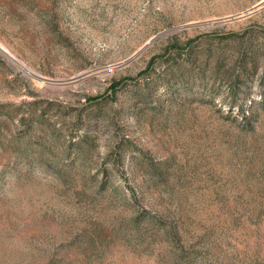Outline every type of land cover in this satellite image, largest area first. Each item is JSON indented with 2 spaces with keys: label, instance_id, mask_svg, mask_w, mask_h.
Here are the masks:
<instances>
[{
  "label": "rangeland",
  "instance_id": "obj_1",
  "mask_svg": "<svg viewBox=\"0 0 264 264\" xmlns=\"http://www.w3.org/2000/svg\"><path fill=\"white\" fill-rule=\"evenodd\" d=\"M0 44V264H264V0H0Z\"/></svg>",
  "mask_w": 264,
  "mask_h": 264
},
{
  "label": "bare ground",
  "instance_id": "obj_2",
  "mask_svg": "<svg viewBox=\"0 0 264 264\" xmlns=\"http://www.w3.org/2000/svg\"><path fill=\"white\" fill-rule=\"evenodd\" d=\"M0 51L3 53V54H5L6 56H11L12 54L6 49V48H4V46H2L1 44H0ZM12 57H13V55H12ZM19 65V64H18ZM21 67V66H20ZM22 68H24V67H22Z\"/></svg>",
  "mask_w": 264,
  "mask_h": 264
},
{
  "label": "trees",
  "instance_id": "obj_3",
  "mask_svg": "<svg viewBox=\"0 0 264 264\" xmlns=\"http://www.w3.org/2000/svg\"><path fill=\"white\" fill-rule=\"evenodd\" d=\"M175 49H178L177 46L175 47ZM178 51V50H177ZM153 63V62H152Z\"/></svg>",
  "mask_w": 264,
  "mask_h": 264
}]
</instances>
